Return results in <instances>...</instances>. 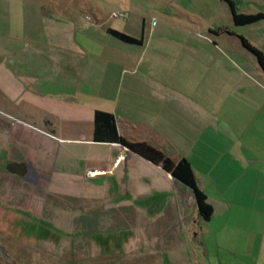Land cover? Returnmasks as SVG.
Segmentation results:
<instances>
[{
	"label": "crops",
	"instance_id": "0c3cea01",
	"mask_svg": "<svg viewBox=\"0 0 264 264\" xmlns=\"http://www.w3.org/2000/svg\"><path fill=\"white\" fill-rule=\"evenodd\" d=\"M230 1L240 14L264 15V0H251L248 11L245 0ZM55 2L0 0V175L45 178L54 157H83L98 164L88 172L103 177L127 161L118 185L126 179L132 189L137 168L153 171L164 206L184 208L189 191L160 167L93 141L95 112L113 114L123 138L186 160L213 208L209 221L224 216L222 230L234 225L246 243L259 239L256 259L264 264V74L240 41L264 54V19L235 26L227 12L217 23L210 14H186L185 23L141 17L133 30L98 10L92 19L82 5L59 11ZM109 29L142 44L121 42ZM12 163L26 164L23 175L7 171ZM238 209L254 215L228 221Z\"/></svg>",
	"mask_w": 264,
	"mask_h": 264
},
{
	"label": "rangeland",
	"instance_id": "374dc122",
	"mask_svg": "<svg viewBox=\"0 0 264 264\" xmlns=\"http://www.w3.org/2000/svg\"><path fill=\"white\" fill-rule=\"evenodd\" d=\"M55 1L62 12L82 5L92 19L95 10L109 20L117 14L112 23L133 30L134 18L139 25L141 17L150 24L185 23L191 13L202 19L210 14L216 23L223 13L231 16L226 0H206L205 7L199 0ZM245 1L242 9L251 10L254 4ZM97 165L83 157L64 163L54 157L45 178L0 175V264H258L259 239L246 243L234 225L222 230L224 216L197 221L187 195L184 208L164 206L153 186L162 180L153 171L137 168L132 177L140 179L131 189L126 179L118 185L127 161L111 174L88 176ZM235 214L252 218L254 212L238 209L228 221Z\"/></svg>",
	"mask_w": 264,
	"mask_h": 264
},
{
	"label": "trees",
	"instance_id": "16d2710c",
	"mask_svg": "<svg viewBox=\"0 0 264 264\" xmlns=\"http://www.w3.org/2000/svg\"><path fill=\"white\" fill-rule=\"evenodd\" d=\"M233 23L235 26H247L264 19L263 14H240L236 11L234 4L226 0ZM108 33L115 39L131 45H141L142 40L133 38L122 32L109 29ZM242 46L256 59V62L264 74V54L250 45L244 38L240 37ZM93 141L96 143H114L120 145L128 152L139 156L154 166L160 167L169 174L177 183L187 189L196 207L198 218L202 221H209L213 208L207 202L205 194L200 190L194 172L190 164L181 159L173 161L158 148L147 142H131L123 138L117 129L116 120L113 114L96 111L94 114Z\"/></svg>",
	"mask_w": 264,
	"mask_h": 264
},
{
	"label": "water",
	"instance_id": "95a60500",
	"mask_svg": "<svg viewBox=\"0 0 264 264\" xmlns=\"http://www.w3.org/2000/svg\"><path fill=\"white\" fill-rule=\"evenodd\" d=\"M26 167H27L26 164H23V163H20V164H18V163H12V164H9L6 167V169L10 173H14V174H18V175H23V173L25 172Z\"/></svg>",
	"mask_w": 264,
	"mask_h": 264
},
{
	"label": "built area",
	"instance_id": "2783aa9c",
	"mask_svg": "<svg viewBox=\"0 0 264 264\" xmlns=\"http://www.w3.org/2000/svg\"><path fill=\"white\" fill-rule=\"evenodd\" d=\"M113 17L117 18L119 15L114 14ZM4 120L10 124L11 126H14L15 124H19V121L13 118L12 116L4 115L3 116ZM96 172H88V176H94ZM188 201H191V198L188 197Z\"/></svg>",
	"mask_w": 264,
	"mask_h": 264
}]
</instances>
